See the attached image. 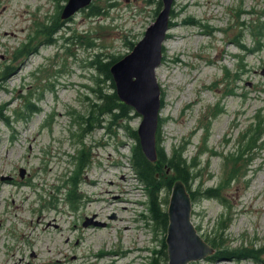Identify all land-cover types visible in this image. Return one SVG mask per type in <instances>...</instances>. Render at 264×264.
<instances>
[{
	"label": "rangeland",
	"instance_id": "374dc122",
	"mask_svg": "<svg viewBox=\"0 0 264 264\" xmlns=\"http://www.w3.org/2000/svg\"><path fill=\"white\" fill-rule=\"evenodd\" d=\"M67 1L0 0V68L15 67L0 87V112L9 119H0V264H151L164 234L144 216L146 192L128 159L133 140L115 126L109 131L107 121L86 133L80 117L96 98L93 56L132 52L129 42L144 37L157 4L96 0L103 15L82 9L55 44L40 45L36 24ZM171 21L156 68L162 145L195 158L193 188L223 190L224 203H192L201 235H217L230 249L259 248L264 258V129L258 147L235 159L255 124L264 127V39L260 50L242 46H253L247 26L264 22V0H175ZM28 42L37 51L15 59ZM28 101L41 111L21 117ZM141 120L130 124L138 128ZM82 148L87 163L74 187L69 180ZM71 189L80 194L75 206ZM209 257L189 264H263Z\"/></svg>",
	"mask_w": 264,
	"mask_h": 264
},
{
	"label": "trees",
	"instance_id": "16d2710c",
	"mask_svg": "<svg viewBox=\"0 0 264 264\" xmlns=\"http://www.w3.org/2000/svg\"><path fill=\"white\" fill-rule=\"evenodd\" d=\"M157 4L155 9L158 16L162 9V0H155ZM110 6V5H109ZM64 5L58 6L56 13L44 23H39L36 29V36H43L45 40L40 42L46 44H55V34L58 33L71 18L64 19L62 17ZM89 14L91 16L103 15L106 12L105 7L96 3V0L88 6ZM173 12V10H172ZM174 27V22L170 21V28ZM249 35L253 38V46L245 47L248 51L260 50L263 48L262 41L264 39V22L256 28L252 24L247 26ZM136 43L129 42V46L133 49ZM38 46L31 48V42L23 44L14 52L15 59H25L31 53L37 51ZM123 58V55L104 54L102 52L96 53L90 61V66L97 71V75L94 77L96 87L92 90L96 95V98L91 102L87 110V114L81 116L82 131L89 133L94 128H98L108 122L109 131L112 127H117L124 130L127 135L133 140L131 145L130 154L128 155L130 166L135 174V177L144 187L146 192V213L145 218L152 230L158 234L163 233L164 237L161 239L162 248L160 251L154 252L152 256L151 264H168V247L166 244V236L169 226L168 206L170 203V196L173 186L177 181H182L189 191L193 201L200 198H216L222 203L223 190L221 186L205 187V188H193V184L196 183L199 177L197 172V163L195 158L188 159L185 155V150L180 148H174L172 153L168 154L166 149L162 145L161 128L163 126L162 119H159V127L156 135L157 139V160L150 161L140 144L137 128L133 127L130 122L133 118L141 116L135 109L123 102L117 93L116 83L114 81L113 74L111 72L112 66ZM15 69L12 65H6L0 68V87L3 86L5 80L13 73ZM26 115L20 113L21 117H29L31 114L41 111L32 101L26 103ZM107 118L109 120H107ZM0 119L9 123L8 117L4 116L0 112ZM254 128V127H253ZM264 127L260 123L255 124V129L250 135L246 148L242 149L235 159H243L245 155L251 150L258 147L262 141V133ZM249 131V130H248ZM239 151V150H238ZM77 158V164L73 171L69 182L74 187L77 186L78 175L86 167L88 154L85 148L79 151ZM234 157V156H233ZM163 192L167 194L164 196ZM80 194L76 189L68 190V201L75 206ZM198 229V228H197ZM221 235V234H219ZM206 241L215 249L208 259L213 262L220 260L221 258H232L234 260L248 259L264 264L263 252L259 248L254 247H238V248H226L224 240H220L219 236L204 237ZM158 255V256H156Z\"/></svg>",
	"mask_w": 264,
	"mask_h": 264
},
{
	"label": "water",
	"instance_id": "95a60500",
	"mask_svg": "<svg viewBox=\"0 0 264 264\" xmlns=\"http://www.w3.org/2000/svg\"><path fill=\"white\" fill-rule=\"evenodd\" d=\"M93 1L68 0L63 7L62 17H72ZM174 1L162 0L163 9L147 28L144 37L134 46L132 52L111 68L121 100L131 105L142 116L137 132L142 149L150 161L157 160L156 135L162 107V91L156 77V68L163 62V44L170 29V14ZM261 74L264 75V68ZM24 173L22 170V177ZM192 203L185 184L177 181L172 188L168 206V264H189L206 259L215 252L192 220ZM91 222L85 221L84 225L88 226ZM94 223L106 225L105 222Z\"/></svg>",
	"mask_w": 264,
	"mask_h": 264
}]
</instances>
